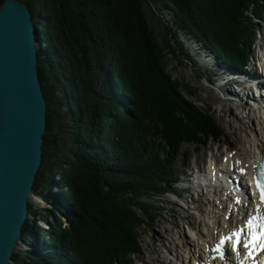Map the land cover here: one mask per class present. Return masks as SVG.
<instances>
[{"label": "trees", "instance_id": "trees-1", "mask_svg": "<svg viewBox=\"0 0 264 264\" xmlns=\"http://www.w3.org/2000/svg\"><path fill=\"white\" fill-rule=\"evenodd\" d=\"M20 1L39 26L38 67L48 104L33 193L51 206L29 203L18 241L27 248H16L12 263L130 262L142 252L137 229L145 223L135 208L150 220L157 213L141 197L172 186L184 144L198 150L222 136L219 123L177 96L145 4L162 2L179 28L243 69L264 0Z\"/></svg>", "mask_w": 264, "mask_h": 264}, {"label": "rangeland", "instance_id": "rangeland-1", "mask_svg": "<svg viewBox=\"0 0 264 264\" xmlns=\"http://www.w3.org/2000/svg\"><path fill=\"white\" fill-rule=\"evenodd\" d=\"M162 2H153L145 4V12L148 19V24L160 43L162 51L164 50L165 55V66L172 79L178 84L177 96L182 100L188 102L187 105H193L199 107L205 115H208L213 122L219 123L222 136L217 141L208 143L202 149L197 150L193 144H184L181 153L174 160V168L180 174L187 170L189 166L204 165L205 156L209 157L210 154H227L225 144H230L238 152L242 151L244 147L245 139L248 134L246 129H250L253 125V118L250 115V111L243 105L239 106L233 99V96L229 93L228 87L223 86L221 89L219 85H216L211 81L209 72L213 74L215 72L214 64L207 63L206 61H199L195 55L193 49H191L189 42L186 40L185 35H189L195 39L194 36L179 28L175 23V14L170 13ZM247 13H250L249 11ZM257 17H254L255 22V53L253 60L257 61L258 58L263 57L260 53L259 48L263 42L261 36L264 33V14L261 15L257 12ZM225 20V18H223ZM219 33V31H218ZM200 43V47L204 53L211 55L205 43ZM172 45V46H171ZM202 45V46H201ZM181 47H183L181 49ZM252 60V65H253ZM219 61V60H218ZM226 68H230L227 67ZM254 73V66H247L246 74L251 75ZM149 83H145L140 88L146 90ZM218 87V88H217ZM62 95V93L60 92ZM131 105V103H129ZM130 108V107H129ZM240 115V118H238ZM219 128V129H220ZM53 134L51 137H53ZM53 144L50 146V152L53 153ZM52 149V150H51ZM229 151V150H228ZM188 154V157L185 156ZM207 157V158H208ZM189 158V160H188ZM185 178V177H184ZM57 179V177H54ZM188 184V183H186ZM178 187L172 185L170 190L172 192H156L146 194V198L141 201L145 203H152L154 206L159 208L155 218L150 220L142 210L135 208L137 214L142 218H147L144 224L138 227V237L143 249V254L138 257L137 264H170L167 262L165 255L168 250L165 247L170 245L172 238H177L184 234L185 229L189 227V223L192 222L193 227L199 233L202 231L203 226L206 222L211 219L210 212L211 207L209 199L213 200L214 196L207 193V211L197 209L196 203L189 205V200L184 199L188 196L187 190H182V194L177 192ZM52 192H59L58 187H52ZM31 197V201L34 208L50 207L51 205L41 198L39 194H34ZM189 199V198H188ZM197 201V200H196ZM204 213L207 214V219L204 217ZM64 220L65 225H69V219L61 216ZM52 221V222H51ZM52 228L57 227V224L50 219ZM179 240L175 241V250L177 251L180 247ZM17 248L21 250L26 249V246L20 244ZM85 254V253H84ZM134 256V255H132ZM131 256V257H132ZM10 264H13L12 261Z\"/></svg>", "mask_w": 264, "mask_h": 264}, {"label": "water", "instance_id": "water-1", "mask_svg": "<svg viewBox=\"0 0 264 264\" xmlns=\"http://www.w3.org/2000/svg\"><path fill=\"white\" fill-rule=\"evenodd\" d=\"M38 33L27 4L4 0L0 7V264H10L22 237L43 160L48 104L38 67L42 46Z\"/></svg>", "mask_w": 264, "mask_h": 264}, {"label": "bare ground", "instance_id": "bare-ground-1", "mask_svg": "<svg viewBox=\"0 0 264 264\" xmlns=\"http://www.w3.org/2000/svg\"><path fill=\"white\" fill-rule=\"evenodd\" d=\"M168 11L170 13H172L171 10H168ZM183 35H185L186 40L189 42L191 49H193V51H194L195 55L197 56V58L199 59V61H201V62L205 61L206 56L202 54V53H204L203 50L199 49L200 43L195 44V41L192 40L189 35H186V34H183ZM214 60H215V57L213 55L207 54V63H212V64H214L215 67H217L216 64L213 62ZM255 64L256 63L254 62V65ZM246 65L247 66L250 65L252 67L254 66L251 63H246ZM254 67H255L254 73L251 75L246 74V67L243 69H236L238 71H233V70L227 69V71H229V74L223 75V68L221 66L219 73L217 72V68H215V72L213 74H211V72H209L208 78L211 81H213L214 84L219 85L220 89L223 86L230 88V91H229L230 94L232 91L236 92V90L238 88L240 90H242L241 91V93H242L243 92V86L246 85V81H249L248 79L250 77L253 78V76L256 74V70H258L256 66H254ZM229 77L231 79H228ZM243 78L247 79V80H244ZM261 79L262 80H257V81H263L264 82V77ZM231 80H233V81L231 82ZM220 82H222V85L220 84ZM241 87H242V89H241ZM259 90H261V89H259ZM129 107H131L130 104H129ZM246 107L247 108L244 110L246 111L248 109L250 111V115L252 116L253 121H254L253 122L254 126L253 127L250 126L249 130L248 129L245 130L246 133L248 134V136H247V139H245L246 143L244 144V147H242L243 149L240 152V155H241L242 159L244 160V163H248L249 166L251 167L257 163V161L260 159L261 155L264 152V112L260 111V109L258 110L257 108H255L254 106H252L250 104L246 105ZM238 118H240V115H238ZM236 162L237 161L235 160V163ZM221 166H222V168H225L224 164H221ZM238 166H242V164L238 165ZM216 171H217V169L215 170V172H213L212 176L214 178H216L221 184L226 185V187L224 188V190L222 192L217 194L218 196L216 198H214V200H213L212 206L215 207V209L213 211L212 218L209 219L207 221V225H205L203 227L205 229L206 236L201 238V233H199L198 231H194V230H191L189 232L190 234H188V236L187 235H181L182 239H181V241L179 240V242H181V243H180V247L178 250L180 252L179 253L180 256L185 255L186 258H192L193 253H194L196 258L207 260L208 242H211L212 240H214L215 237H218L221 233L226 232L228 228H232L234 226H237L238 222L244 223L243 218L240 219L236 216H231L230 219H227L226 215L228 212L233 214L236 210L238 211L239 215L243 214L244 206L246 207L247 210H249V205H250V202L248 199L249 191H251V192L256 191V188H255L253 181H252L253 173H251L250 168H248V171H247L248 174L244 176V179L249 184L248 185V191L246 192L247 194L245 196V194H243V192H241V190H238L236 188V186H233L232 184H230L229 181H234V179L231 178L230 175H228V173H226V174L222 173L221 177H223V178H219V176H217ZM219 171H221V170L218 169V172ZM229 179H231V180H229ZM239 194L242 198L244 206L242 204V201L239 200L240 202L237 203V201L235 200V196L239 195ZM32 196L33 197L35 196L34 193L32 194ZM224 208H226V210H224ZM196 236H200V237L197 238ZM175 240H176V237L172 238L170 240V245L168 246V250L170 251V253H175L174 252ZM183 242H186L189 247H186L183 244ZM18 245H17V247H18ZM221 250L224 252V254L226 256H229V251L231 249H228L227 243L225 242V244L221 246ZM177 264H181V260H179L177 262ZM225 264H227V263L225 262Z\"/></svg>", "mask_w": 264, "mask_h": 264}, {"label": "snow or ice", "instance_id": "snow-or-ice-1", "mask_svg": "<svg viewBox=\"0 0 264 264\" xmlns=\"http://www.w3.org/2000/svg\"><path fill=\"white\" fill-rule=\"evenodd\" d=\"M244 173V169L240 170ZM256 192L259 193L260 204H264V171H260L255 178ZM256 192L252 195L255 196ZM240 201L237 200V203ZM226 241H231L232 250L239 252L241 248L246 250V258L255 260V257L264 252V212L261 211L260 205H256L255 213L249 214L248 218L232 234L220 241L217 251ZM223 253L221 252V256ZM241 264H244L241 261Z\"/></svg>", "mask_w": 264, "mask_h": 264}]
</instances>
